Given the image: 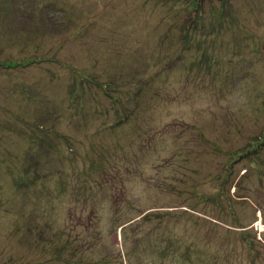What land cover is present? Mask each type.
Instances as JSON below:
<instances>
[{"label":"rangeland","instance_id":"374dc122","mask_svg":"<svg viewBox=\"0 0 264 264\" xmlns=\"http://www.w3.org/2000/svg\"><path fill=\"white\" fill-rule=\"evenodd\" d=\"M0 264H264V0H0Z\"/></svg>","mask_w":264,"mask_h":264},{"label":"trees","instance_id":"16d2710c","mask_svg":"<svg viewBox=\"0 0 264 264\" xmlns=\"http://www.w3.org/2000/svg\"><path fill=\"white\" fill-rule=\"evenodd\" d=\"M193 4H195V6H198L199 2H197V3H196V2L194 1V3H193ZM221 12H222V11H220V13H221ZM220 13H219V14H220ZM120 226H122V225H120ZM252 251H254V248H253V250H252ZM253 261H254V258H253V256H252V263H253Z\"/></svg>","mask_w":264,"mask_h":264}]
</instances>
